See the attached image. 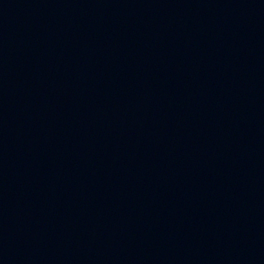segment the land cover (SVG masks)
<instances>
[{
    "label": "water",
    "instance_id": "1",
    "mask_svg": "<svg viewBox=\"0 0 264 264\" xmlns=\"http://www.w3.org/2000/svg\"><path fill=\"white\" fill-rule=\"evenodd\" d=\"M0 264H264V0H0Z\"/></svg>",
    "mask_w": 264,
    "mask_h": 264
}]
</instances>
